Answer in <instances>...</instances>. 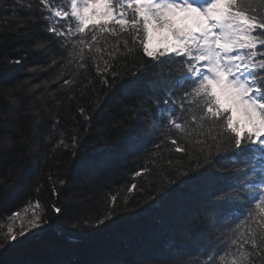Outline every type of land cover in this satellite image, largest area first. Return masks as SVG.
Returning <instances> with one entry per match:
<instances>
[{
	"label": "snow or ice",
	"instance_id": "6c2138e0",
	"mask_svg": "<svg viewBox=\"0 0 264 264\" xmlns=\"http://www.w3.org/2000/svg\"><path fill=\"white\" fill-rule=\"evenodd\" d=\"M0 10L6 30L29 39L33 54L46 64L59 66L65 54H72L69 49L79 45L78 67L84 68L86 45L91 51L102 41L107 43L109 36L122 41L124 51L116 48L115 52L132 67L126 63L120 72L106 60L104 72L111 82L105 78L102 83L110 90L118 89L124 102L140 101V115L145 118L141 122L150 124L153 132L174 129L186 134L178 138L186 139L193 135L190 129H195L204 137L195 142L189 139L187 145L177 138L170 140L175 152L183 154L181 160L188 162L173 169L176 179L170 175L167 183L175 188L165 194L189 183H202L209 189L195 214L198 219L189 216L180 225L182 234L197 245L188 254L192 257L189 264H264V0H68L60 6H54L53 0H35V4L11 0L5 6L0 0ZM53 19L55 24L50 23ZM40 21L50 38L30 35ZM62 83L72 81L63 79ZM15 90H3L5 100L11 98L14 105L18 103ZM79 112L83 115L84 109ZM20 115L19 107L0 113V151L39 135L40 118L33 123L36 114H30L29 137L17 126ZM142 171L134 175L139 177ZM139 189L132 183L127 191ZM53 194L59 195L55 187ZM116 202L117 196L112 195L111 203ZM40 208V202H35L26 220L20 212L12 213L9 219L20 220L19 230L9 226L0 249L7 250L10 242L20 238L41 236L47 221L46 213L37 211ZM51 210L63 215L55 204ZM114 213L113 206L97 219V232L116 226L120 218ZM248 221L256 227L240 231ZM72 256L69 252L47 264H113L77 261ZM114 264H121V259ZM123 264H137V260L125 258Z\"/></svg>",
	"mask_w": 264,
	"mask_h": 264
},
{
	"label": "trees",
	"instance_id": "16d2710c",
	"mask_svg": "<svg viewBox=\"0 0 264 264\" xmlns=\"http://www.w3.org/2000/svg\"><path fill=\"white\" fill-rule=\"evenodd\" d=\"M3 2L6 6L11 0ZM27 2L35 4V0ZM67 2L53 0L54 6ZM42 26L43 21L34 25L30 35L50 38ZM6 29L0 21V113L19 107L21 115L16 123L29 137L31 113L36 114L32 122L39 117L41 126L34 140L0 151V243L9 226L19 230L20 220L9 219L12 213L20 212L26 220L37 201L41 204L37 211L46 213L47 223L40 237L20 238L10 242L7 250L0 249V264H47L69 252L77 261L114 264L120 258L123 264L125 258H134L137 264L142 260L146 264L160 260L189 264L192 257L188 254L197 245L182 234L180 225L186 217L198 219L195 214L209 189L202 183H189L165 194L175 188L167 183L170 175L176 179L173 169L188 162L181 160L183 154L175 152L170 140L177 138L178 143L187 145L189 139L195 142L204 137L195 129H190L193 135L186 139L178 138L186 134L174 129L153 132L150 124L141 122L145 118L140 115V101L124 102L118 89L110 90L102 83L105 78L111 82V76L104 72L106 60L123 72L127 62L115 52L116 48L124 51L122 41L109 36L107 43L102 41L91 51L86 45L84 68L78 67L79 45L69 49L72 54H65L62 63L55 66L33 54L29 39H20ZM15 60L21 63H13ZM127 66L132 67L130 63ZM63 79L72 83L63 84ZM6 88L16 89L13 96L17 104L11 98L5 100ZM136 171L142 175L136 177ZM60 180L66 183L61 185ZM132 183L140 189L129 193ZM54 187L59 195L53 194ZM112 195L117 196L115 205ZM53 204L63 209V215L51 210ZM113 206L114 215L120 218L116 226L97 232V219ZM255 227L248 221L240 231Z\"/></svg>",
	"mask_w": 264,
	"mask_h": 264
}]
</instances>
